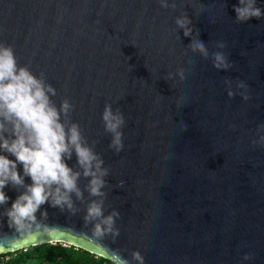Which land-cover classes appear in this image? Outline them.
I'll list each match as a JSON object with an SVG mask.
<instances>
[{
  "label": "water",
  "instance_id": "water-1",
  "mask_svg": "<svg viewBox=\"0 0 264 264\" xmlns=\"http://www.w3.org/2000/svg\"><path fill=\"white\" fill-rule=\"evenodd\" d=\"M237 4L0 0V43L43 74L57 107L73 105L62 120L79 124L108 169L102 197L81 175L73 209L42 205L36 216L46 211L49 228L16 251L48 243L108 260L118 249L129 264L134 251L144 264H264V16L237 21ZM256 6L264 12V0ZM185 15L189 36L176 23ZM197 40L206 57L192 50ZM215 53L228 67L215 66ZM106 105L125 118L119 153L109 146ZM67 163L82 172L74 152ZM92 200H103V216L86 224ZM113 212L118 235L92 238ZM0 230L11 234L6 218Z\"/></svg>",
  "mask_w": 264,
  "mask_h": 264
},
{
  "label": "clouds",
  "instance_id": "clouds-1",
  "mask_svg": "<svg viewBox=\"0 0 264 264\" xmlns=\"http://www.w3.org/2000/svg\"><path fill=\"white\" fill-rule=\"evenodd\" d=\"M234 11L237 21L264 16L261 8L256 6V0H238ZM176 23L184 28L185 36L191 34L186 15L178 17ZM191 48L199 50L205 57L208 55L202 41H195ZM215 66L228 67L223 54L215 53ZM179 75L183 81L182 70ZM49 94L55 95V89L45 82L43 74L38 77L27 66L18 65L11 45L0 43V223L6 218L11 230V234L0 230V250L16 251L18 241H28L36 233H46L49 228L44 222L47 212H42L40 219L36 216L45 203L73 209L72 195L83 198V191L78 186L81 175L89 178L86 188L91 196L104 195L103 177L108 174V169L102 167L104 161L88 145L78 123L66 126L62 120L73 105L65 99L57 107ZM102 119L105 130L113 134L109 146L119 153L124 147L120 129L125 118L119 110L113 112L111 105H106ZM73 152L82 172L67 163ZM26 178L31 182L27 183ZM9 187L18 193L14 200L5 191ZM9 200L10 207H3ZM102 216L103 200H92L87 207L85 223ZM114 216L119 213L113 212L102 223H96L91 237L102 241L106 232L118 235V230L113 229ZM110 251L111 264H129L118 249ZM132 256L137 264H144L138 251ZM248 258L246 255L245 259Z\"/></svg>",
  "mask_w": 264,
  "mask_h": 264
},
{
  "label": "trees",
  "instance_id": "trees-1",
  "mask_svg": "<svg viewBox=\"0 0 264 264\" xmlns=\"http://www.w3.org/2000/svg\"><path fill=\"white\" fill-rule=\"evenodd\" d=\"M7 256L0 264H111V260L96 256L86 250L60 244H38Z\"/></svg>",
  "mask_w": 264,
  "mask_h": 264
},
{
  "label": "snow or ice",
  "instance_id": "snow-or-ice-1",
  "mask_svg": "<svg viewBox=\"0 0 264 264\" xmlns=\"http://www.w3.org/2000/svg\"><path fill=\"white\" fill-rule=\"evenodd\" d=\"M33 240H34V237L28 238V241H33ZM28 241H18L17 247L22 248L25 244L28 243ZM8 251H10V250H7V249L6 250H0V254H3V253L8 252Z\"/></svg>",
  "mask_w": 264,
  "mask_h": 264
},
{
  "label": "built area",
  "instance_id": "built-area-1",
  "mask_svg": "<svg viewBox=\"0 0 264 264\" xmlns=\"http://www.w3.org/2000/svg\"><path fill=\"white\" fill-rule=\"evenodd\" d=\"M23 250H25V248H24ZM6 258H7V257H5V256H1V254H0V261L4 260V259H6Z\"/></svg>",
  "mask_w": 264,
  "mask_h": 264
},
{
  "label": "rangeland",
  "instance_id": "rangeland-1",
  "mask_svg": "<svg viewBox=\"0 0 264 264\" xmlns=\"http://www.w3.org/2000/svg\"><path fill=\"white\" fill-rule=\"evenodd\" d=\"M7 257V256H6Z\"/></svg>",
  "mask_w": 264,
  "mask_h": 264
}]
</instances>
